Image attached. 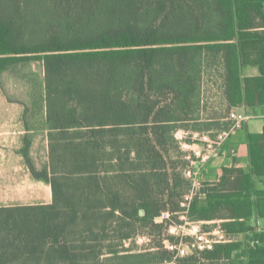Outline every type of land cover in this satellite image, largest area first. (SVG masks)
<instances>
[{
	"label": "trees",
	"instance_id": "16d2710c",
	"mask_svg": "<svg viewBox=\"0 0 264 264\" xmlns=\"http://www.w3.org/2000/svg\"><path fill=\"white\" fill-rule=\"evenodd\" d=\"M263 3L0 0V72L25 61L43 64L53 193L49 206L0 209V264H107L106 254L131 260L123 264H173L161 247L163 225L154 220L180 211L190 189L171 157L180 148L175 134L190 141L229 130L213 115L215 93L222 88L229 106L219 111L228 117L243 100L240 60L254 53L264 74ZM31 9L38 11L40 36L24 31ZM259 138L250 137L254 176L264 173ZM239 174L236 193L203 186L208 207L199 208L196 196L189 219L209 220L225 210L233 220L223 227L227 233L247 230L238 220L252 214L243 197L251 182ZM137 225L149 230V239L157 234L155 249L129 248L121 256L109 246L131 239ZM238 248L218 244L200 259L175 264L229 260ZM248 255L247 264H264V236L253 238Z\"/></svg>",
	"mask_w": 264,
	"mask_h": 264
},
{
	"label": "crops",
	"instance_id": "0c3cea01",
	"mask_svg": "<svg viewBox=\"0 0 264 264\" xmlns=\"http://www.w3.org/2000/svg\"><path fill=\"white\" fill-rule=\"evenodd\" d=\"M264 9V3H263ZM264 37V25L258 29ZM254 53H249L247 61L240 60V80L243 100L229 108V113L247 117L239 128L230 130L233 122L220 114V109L229 104L222 88L216 91L215 112L213 115L220 122L229 123L230 128L225 141L213 151L209 160L197 166V177L201 186H214L222 193H236L234 188L240 182L239 171L250 175L251 190L243 197L253 205L252 214L243 222L247 230L228 233V243H237L239 248L232 252L229 260L205 261L199 264H247L253 238L264 236V173L252 175L250 137H257L258 152L264 162V74L259 65L252 62ZM40 69V99H33V86H36L35 68ZM253 82L244 83V80ZM10 81V86L8 82ZM220 85V83H219ZM31 93V98L28 95ZM249 99L247 103L245 100ZM52 133L46 115L44 68L41 61H25L10 66L0 72V209L29 206H49L53 193L49 179V136ZM225 171H228L226 174ZM256 193H260L259 198ZM261 202L260 213L256 209ZM198 207L207 208L204 194L198 195ZM231 221L229 212L220 210L209 220H196L206 228L214 224L225 227ZM207 225V226H206ZM225 243V244H228Z\"/></svg>",
	"mask_w": 264,
	"mask_h": 264
},
{
	"label": "built area",
	"instance_id": "2783aa9c",
	"mask_svg": "<svg viewBox=\"0 0 264 264\" xmlns=\"http://www.w3.org/2000/svg\"><path fill=\"white\" fill-rule=\"evenodd\" d=\"M228 119L233 122L230 128L232 130L239 128L247 117L231 112ZM228 134L229 132H221L214 139L207 137L198 145L187 144L182 141V137L178 133L175 134V137L181 140L180 147L187 150L186 166L180 170L183 178L190 184V189L182 196L180 211L174 213L163 211L154 220L156 224L163 225L161 247L173 255V264L177 260L189 257L200 259L202 253L212 251L216 245L228 243L230 240L229 234L222 227L214 224L212 227L206 228L205 225L192 221L188 217L190 202L202 190L197 177V166L209 160L213 151L225 141Z\"/></svg>",
	"mask_w": 264,
	"mask_h": 264
},
{
	"label": "rangeland",
	"instance_id": "374dc122",
	"mask_svg": "<svg viewBox=\"0 0 264 264\" xmlns=\"http://www.w3.org/2000/svg\"><path fill=\"white\" fill-rule=\"evenodd\" d=\"M32 10V9H31ZM37 14H38V11H27V16L29 19H27L26 23L23 24V28H24V31L25 33L26 32H31V36L34 35V36H40V31L42 29V27H38L39 25L36 24L37 23ZM34 38V37H32ZM35 71H36V79L33 80L32 82L36 84V86H33V89H34V92L29 93L27 94L28 95V98H31L30 96L32 95L33 99L35 100H39L41 97H40V69L38 67L35 68ZM8 86H10V81L8 82ZM216 127L212 128V130H210L209 133H215L216 131ZM179 134L180 137H182V141L186 142L187 144H193V145H198L201 143V141L203 139H206L207 136L206 135H203V136H199L197 134L193 135L192 138L190 139V141L187 140V134L183 133L182 131H179L177 132ZM176 141H178V143L181 141V140H178L176 137H175ZM180 146V145H179ZM187 150H184L182 149L181 147L176 151H171V157L173 160L175 161H178L179 165V169H183L181 168V165H183L182 163L185 162L186 163V160H185V155H187ZM186 166V165H185ZM173 220H176V219H173ZM154 224H156L154 222ZM158 225V224H157ZM135 231V232H134ZM133 231V237L129 240H121V241H117L115 243H112V244H109V246H113V247H116L118 251H120V255L122 256L123 255V251L124 250H127L129 248H131L134 252H138V253H144L147 251V249H155L156 248V243L158 242V239H157V234H155V238L153 237L152 239H149L147 237L148 233H149V230H147L145 227L143 226H136L135 229ZM107 246V247H109ZM153 251V250H151ZM123 252V253H122ZM106 259H107V264H123V263H128L130 262L131 260H127V261H124V260H121V259H115V258H112L113 256H110L109 254H106L104 256ZM103 257V258H104ZM176 263V262H175Z\"/></svg>",
	"mask_w": 264,
	"mask_h": 264
}]
</instances>
